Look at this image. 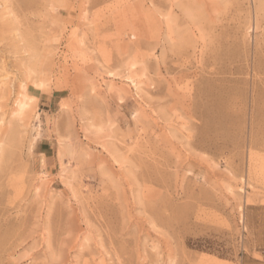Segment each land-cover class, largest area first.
<instances>
[{"label":"rangeland","instance_id":"rangeland-1","mask_svg":"<svg viewBox=\"0 0 264 264\" xmlns=\"http://www.w3.org/2000/svg\"><path fill=\"white\" fill-rule=\"evenodd\" d=\"M0 149V264H264V0H0Z\"/></svg>","mask_w":264,"mask_h":264},{"label":"bare ground","instance_id":"bare-ground-1","mask_svg":"<svg viewBox=\"0 0 264 264\" xmlns=\"http://www.w3.org/2000/svg\"><path fill=\"white\" fill-rule=\"evenodd\" d=\"M27 5V4H26ZM27 7H28V5H27ZM31 7V6H30ZM6 14V13H5ZM248 28V27H247ZM132 78H130V79H128L127 80V82H129V83H133V85L135 86V88L138 86L137 85V83H135V81L132 79ZM139 88V87H138ZM28 100H29V98H27V96H24V98L23 99H21V98H18V100L16 101V106L18 107V109H16L14 112H16V113H18V115H21L24 111H25V109H26V107L28 106ZM0 152H1V149H0ZM1 156V155H0ZM2 188H3V186H2ZM1 190V189H0ZM2 195V194H1ZM0 195V196H1ZM10 224V222H9V220H4L3 221V224H1V222H0V227H2V226H8ZM6 241H7V238H6V236H4V237H2V236H0V251H1V249L3 248V246L6 244ZM11 245H12V243H11ZM11 249V246L9 247V248H7V251H9ZM201 264H221V263H219V262H217V261H215V260H212L211 258H204L202 261H201Z\"/></svg>","mask_w":264,"mask_h":264}]
</instances>
